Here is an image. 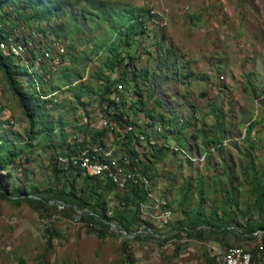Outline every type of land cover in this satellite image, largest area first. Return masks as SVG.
I'll list each match as a JSON object with an SVG mask.
<instances>
[{
    "label": "rangeland",
    "instance_id": "1",
    "mask_svg": "<svg viewBox=\"0 0 264 264\" xmlns=\"http://www.w3.org/2000/svg\"><path fill=\"white\" fill-rule=\"evenodd\" d=\"M112 1L156 11L154 21L148 23L144 33L133 37L131 44L137 68L149 71L148 80L138 79L139 87L143 99L148 97L147 106L153 108L154 115L162 113L171 118L176 124L173 130L184 127L183 145L191 156H203L201 161H193L167 148L148 169L153 187L166 198L173 217L156 228L154 234L128 240L132 264H208V259L212 264H222L228 245L252 252L258 244H264V232L251 238L238 232L209 235L196 229L180 233L178 226L187 225L198 208L208 213L214 206L220 215L225 208L230 216L243 220L248 217L249 208L253 218L264 222V207L256 211L248 192L252 172L246 160L247 156L252 157L256 167L264 163V0ZM71 4L75 5L76 0H68L67 8L71 9ZM77 8L85 9V5L79 3ZM68 23H77L80 29L69 33L73 28ZM48 24L56 29L60 25L65 27L59 37L68 42L70 58L69 69L54 74L51 84L61 87L64 82L60 76L70 74L73 79L79 73L81 78L73 86L85 84L101 90L103 82L97 72L108 53L105 49L97 52L92 44L99 42L98 46H104L114 38L106 23L98 25L97 19L78 14L74 21L70 14H65L53 17ZM168 47L170 55L166 52ZM126 62L127 58L119 68ZM188 72L195 75L189 77ZM130 85L133 89L132 81ZM51 97L55 104L46 107L44 117L62 121L59 126L66 140L85 136L75 126L82 125L91 132L99 126V107L92 94L81 97V101L89 102L86 105L79 104L66 87ZM138 106L134 101L129 104L131 120L137 123L138 130L160 127V142L173 136L168 134L167 124L161 125L156 117L149 119ZM216 112L222 116L226 130L222 143L211 141L218 132ZM112 120L116 127L123 126ZM248 124H254V149L244 139ZM27 128V119L0 70V132L8 133L16 141L17 150L21 148L14 166L5 173L10 172L16 184L26 185L31 195L30 201L20 204L0 195V264H127L121 260L124 236L105 228V237L99 240L85 232L87 218L79 208L60 202L59 190L72 177L75 190L83 198L92 202L95 199L93 180L83 174L75 177L74 172L70 178L54 172L52 162L57 148L53 144L58 145L65 137L60 129L42 131L38 123V133L27 145L21 140ZM202 131L207 132L206 138ZM15 134L18 138H14ZM204 138H208V143ZM169 141L171 146L175 145ZM21 168L28 169L27 178ZM229 185L234 187L236 203H226L224 192ZM197 187H201L202 193ZM116 194L114 188L106 190L108 208ZM177 243L184 244L185 249L177 258L170 259ZM260 264H264V258Z\"/></svg>",
    "mask_w": 264,
    "mask_h": 264
},
{
    "label": "trees",
    "instance_id": "2",
    "mask_svg": "<svg viewBox=\"0 0 264 264\" xmlns=\"http://www.w3.org/2000/svg\"><path fill=\"white\" fill-rule=\"evenodd\" d=\"M70 3V2H69ZM79 3L85 5V9H78ZM68 0H0V40L10 33H15L18 27L21 25L28 29H33L35 32L42 36L52 35L59 37V32H64L65 27L59 26L58 29L49 26L48 22L53 17L70 14L72 20H76L77 14L84 18L97 19V24L101 25L105 22L107 27L114 34V38H110L104 46H98L99 42L92 44V47L98 52L99 49H105L107 56L102 60V69L97 72L98 78L103 82V88L101 90H93L88 85L73 86L74 81L79 80L81 75L77 73L75 78L72 79L70 74L66 76H60V79L64 84L60 86L51 84V78L54 74L63 73L69 68L61 70L57 73L50 74L46 77L45 71L41 72L37 69L27 70L21 66L11 54L4 53L0 49V70L2 71L9 89L15 96L22 113L27 119L28 128L25 131L23 140L28 145L38 133L37 124L41 125L42 131L54 132L57 128L60 129L62 136L64 131L62 130L60 119L57 121L47 120L45 116V110L47 106L55 104L54 99L51 97L59 89L66 87L67 91L74 94V98L81 105H86L87 101H81V97L84 94H92V99L97 104L99 109L109 116L112 120H116L120 125L131 124L137 129V123L131 120L129 111L130 102L134 101L136 105L139 104L138 109L142 110L144 115L149 119H156L161 125L167 124L169 128L168 134H173L161 142L159 146L153 147L149 152L143 153V159H139L138 153L131 147V135H128L126 139L121 141L123 144L121 147L126 150L131 159L138 158L139 163L142 164L143 170L147 173L150 179L148 169L151 168L153 163L164 149H172L181 153V149L184 147L185 139L183 137L184 127H177L173 130L176 124L171 118H166L162 113L153 114V108L147 106L148 97L143 99V92L139 87V78L148 80L149 71L147 69H139L135 64L134 52L132 51L131 44L133 37L144 33L148 27L150 21H154V14L149 9L142 6H134L123 2L112 0H76V4L70 8H67ZM8 10H7V9ZM6 19V20H5ZM68 27L73 28L69 33L79 30L77 23H68ZM69 33L65 34L69 36ZM69 48V46H68ZM170 55L171 48L166 50ZM68 53V50H67ZM127 58V62L122 68L119 65L122 64L124 59ZM38 56L35 52H32L29 57L30 64H35V60ZM41 68L44 69L43 63L39 61ZM131 74L127 78L126 76ZM117 77H114V76ZM195 75L193 72H188L187 76ZM122 80L125 84L129 95L127 98H122L119 103H114L109 100L108 94L113 84ZM131 81L134 88L132 89ZM28 88H25V87ZM89 99V98H88ZM87 99V100H88ZM105 106V107H104ZM88 116V112H84ZM215 121L217 123L216 128L218 130L214 140L216 143H222L221 139L225 138L226 130L222 124V116L218 112L215 113ZM59 126V127H58ZM156 126V125H155ZM74 127V125H73ZM151 129L153 126H149ZM254 124H248L245 130L244 139L249 142V147L254 149V137L251 132ZM78 132L83 135L82 138L75 141L71 146L70 141L66 140V136L53 148H57V152L53 157V170L55 173L62 172L67 178H70L71 172L75 177L83 174L78 168L65 167L58 161V155L65 153L69 154L74 149H82L88 142L87 137L91 138V142L101 141L106 134L104 128H95L94 130L84 129L82 125L75 126ZM148 130V129H147ZM139 130V132L146 134V138L149 139L151 133ZM150 130V129H149ZM205 138L207 132L202 131ZM18 134H15L14 138H18ZM82 136V135H81ZM157 138V137H156ZM203 139L205 143L207 139ZM169 140L175 142L177 149H174ZM173 145V146H175ZM20 150H17L16 141L6 132H0V195L11 198L16 204H20L23 201H30L31 195L27 191L26 185L16 184L11 178L10 172L5 171L8 168L14 166L16 158L20 154ZM248 167L251 169L252 175L248 181V192L252 198L253 205L256 211H260L264 207V163L259 164L257 167L254 164L252 157L247 156ZM22 175L28 177V169L21 168ZM85 178L91 179L95 182L92 197H95L92 202L90 199L83 198L81 192L75 190V179H67V183L59 190V197L63 201L72 203L79 208L84 216L87 218L85 225V232L95 235L99 240H103L105 237V228H109V223L114 222L121 227L126 234L131 235L137 229H139L144 223L150 225L147 220L142 218V212L140 209V203L145 201L147 195V189L139 183H128L122 190H116L111 182L107 179L99 177L89 176L86 174ZM108 188H114L116 190V198L112 201L111 208H108V202L106 200V190ZM188 190V185L185 187ZM197 190L202 193L201 187H197ZM121 192V193H120ZM120 193V195H118ZM224 196L226 203L234 201L236 203V196L234 187L229 185ZM231 203V202H230ZM87 207V208H85ZM84 209V210H82ZM111 211L109 214L108 212ZM246 212L248 217L243 220L237 217H232L227 213V209H223V213H218V208L214 206L206 213L203 209L198 208L195 217L189 221L187 225L181 224L178 226L180 233H187L188 229H196L202 232H207L209 235L217 234L219 231L224 233L238 232L248 237L255 238L257 231L264 230V222L260 219L253 218L251 210L247 208ZM131 239H142L141 235L135 234ZM129 237H124L121 243L122 262L132 264L133 258L129 251L128 240ZM230 246V245H228ZM185 249L184 244H175L170 259L177 258L181 252ZM264 258V244L260 243L251 252V264H260L261 259ZM208 264H212L208 259ZM44 264V263H43Z\"/></svg>",
    "mask_w": 264,
    "mask_h": 264
},
{
    "label": "built area",
    "instance_id": "3",
    "mask_svg": "<svg viewBox=\"0 0 264 264\" xmlns=\"http://www.w3.org/2000/svg\"><path fill=\"white\" fill-rule=\"evenodd\" d=\"M151 13L155 15L156 11L151 10ZM14 32L0 40V49L4 53L11 54L27 70L45 71L46 77H49L50 74L69 68L70 58L67 53L66 39L52 35L42 36L35 30L24 27ZM32 52L38 56L35 64H30L29 61ZM39 61L43 63L44 69L41 68ZM126 95H129V92L124 82L118 80L111 87L108 98L114 103H119L122 98H127ZM98 114L100 124L96 128L106 130L103 139L91 142V138L87 137L88 142L82 149L77 148L69 154L58 155V161L65 167L78 168L83 174L107 179L116 190H122L132 182L144 186L147 189V195L145 201L140 203V209L144 220H152V222L148 221L150 225L144 223L131 235L126 234L114 222L109 223V228L129 238L135 234L152 235L156 228L163 227L172 219L173 211L168 207L166 198L157 194L158 191L153 187L152 179L143 170L138 158L132 160L131 155L121 147L120 142L131 135V147L138 153L139 159L144 160L143 153L161 144L159 139L162 129L157 126L148 129L146 132L151 135L147 139L146 134L139 132L134 125L124 124L122 127H116V123L100 109ZM114 130L115 134H113ZM77 140H70L71 146L75 145L74 142ZM172 147L177 149L176 146ZM181 154L193 161L203 159V156L192 157L190 151L185 149H181ZM108 213L110 214L111 211ZM262 232L264 230L254 234L259 237ZM222 264H251V252L238 245L227 246L223 252Z\"/></svg>",
    "mask_w": 264,
    "mask_h": 264
},
{
    "label": "water",
    "instance_id": "4",
    "mask_svg": "<svg viewBox=\"0 0 264 264\" xmlns=\"http://www.w3.org/2000/svg\"><path fill=\"white\" fill-rule=\"evenodd\" d=\"M200 96H202V94H200Z\"/></svg>",
    "mask_w": 264,
    "mask_h": 264
}]
</instances>
